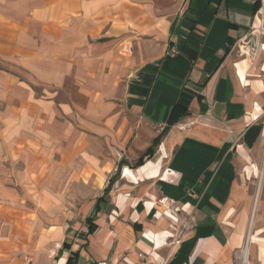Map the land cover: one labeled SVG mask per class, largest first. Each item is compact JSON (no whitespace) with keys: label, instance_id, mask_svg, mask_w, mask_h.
<instances>
[{"label":"crops","instance_id":"1","mask_svg":"<svg viewBox=\"0 0 264 264\" xmlns=\"http://www.w3.org/2000/svg\"><path fill=\"white\" fill-rule=\"evenodd\" d=\"M258 5L0 0V264H264Z\"/></svg>","mask_w":264,"mask_h":264},{"label":"built area","instance_id":"2","mask_svg":"<svg viewBox=\"0 0 264 264\" xmlns=\"http://www.w3.org/2000/svg\"><path fill=\"white\" fill-rule=\"evenodd\" d=\"M258 8L254 15L255 17V24L254 30L261 35H264V0H258ZM177 50L175 48H170L168 53H176ZM261 78L264 82V68L261 73ZM263 172V170H262ZM236 259H240V256H235ZM4 264H32V256L28 252H21L16 256H13L7 260Z\"/></svg>","mask_w":264,"mask_h":264},{"label":"trees","instance_id":"3","mask_svg":"<svg viewBox=\"0 0 264 264\" xmlns=\"http://www.w3.org/2000/svg\"><path fill=\"white\" fill-rule=\"evenodd\" d=\"M171 113H172V112H171ZM161 135H162V134H159L156 138L153 139V142H152L151 146H149V147L146 149V151L144 152L143 156H141L140 158H138V160L135 162V165H139V164H141V163L143 162V160H144V157H150V156H151L152 151H153V147H154V145H156V144L158 143V141H159ZM121 163H122V162H121ZM109 185H110V183H109ZM109 185L107 186V188L109 187ZM90 219H91V218L89 217L87 220L90 221ZM91 229H92V225L90 224V225H89V231H90Z\"/></svg>","mask_w":264,"mask_h":264}]
</instances>
